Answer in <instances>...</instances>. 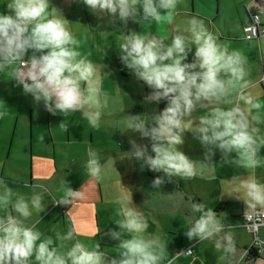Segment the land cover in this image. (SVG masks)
I'll use <instances>...</instances> for the list:
<instances>
[{
  "label": "clouds",
  "instance_id": "obj_1",
  "mask_svg": "<svg viewBox=\"0 0 264 264\" xmlns=\"http://www.w3.org/2000/svg\"><path fill=\"white\" fill-rule=\"evenodd\" d=\"M79 2L93 14H106L110 22L118 20L122 24L138 17L148 23L165 19L171 23L177 7V0ZM50 5L51 0H6L7 11L0 12V73L11 68L12 79L22 91L30 94L35 103L42 102L49 113L68 116L79 112L92 127H99L101 110L109 107L111 99L102 90V69L81 54L68 20L61 12L54 15ZM186 33L175 32L168 44L148 32L129 30L120 37L117 47L121 63L151 89L144 102L166 101L163 110L150 118L127 115L123 121L125 128L147 138L151 154L149 145L130 140L131 150L126 151L124 158L141 161L142 167L163 172L169 179H191L196 175L193 160L177 147L184 142L183 134L190 132L202 146H209L206 159L215 148L222 152L226 163L261 166L264 159H258V153L264 137L257 136L255 123L264 120L259 115L252 118L249 115L259 104L243 91L247 85V57L239 50L229 51L227 46H221L218 36L197 19L190 21ZM25 56L28 58L24 59ZM237 89H240L237 103L233 104L230 97ZM197 109H203V114L194 116ZM4 115L0 111V117ZM231 153L235 156L229 160ZM85 167L91 178L100 179L102 166L96 150H88ZM151 183L153 188H159L164 179L156 176ZM228 195L243 199L253 208L264 206V183L254 178L243 179ZM83 197L81 190L67 187L58 202L68 205ZM43 200L41 193L30 198L17 195L0 178V264H105L99 244L88 246L75 240L79 233L73 230L57 233L54 240L52 236H44L35 225L26 224L33 211L39 214L44 210ZM115 203L123 219L115 221L119 231L109 232L113 239L119 240L118 256L110 264H161L166 242L159 236H145L148 218L131 206L132 191L120 189ZM191 210L199 215L185 231L189 240L211 239L225 232L224 222L211 207L194 203ZM99 231L97 227L92 235ZM122 233H128L129 238L120 239ZM56 240L61 242L59 248ZM70 241L75 242L60 251ZM220 242L217 247L222 246L226 254L235 253L231 233L220 237ZM174 261L175 257L167 260V264Z\"/></svg>",
  "mask_w": 264,
  "mask_h": 264
},
{
  "label": "crops",
  "instance_id": "obj_2",
  "mask_svg": "<svg viewBox=\"0 0 264 264\" xmlns=\"http://www.w3.org/2000/svg\"><path fill=\"white\" fill-rule=\"evenodd\" d=\"M185 1L183 13L174 16L171 23L166 19L148 23L139 17L136 21L129 18L125 33L129 30L148 32L158 35L165 43L177 31L186 34L191 20L201 21L210 32L218 36L221 46H227L229 51L239 50L247 57V85L243 91L260 89L262 94L258 101L260 107L261 103L264 105V0ZM248 10L262 12L260 35L257 39H244V27L249 22ZM3 11H7L6 0H0V12ZM50 11L54 15L61 12L68 20V27L79 41V46L84 39H92V33L88 32L89 37L85 38L81 31L75 29V24L83 19L91 26V16L95 15L79 0H51ZM99 15L103 17L99 22L102 28L96 34L98 40L110 38L118 26L122 30V23L118 20L112 23L106 14ZM115 33L111 36L113 40ZM252 46H255V50L246 51ZM110 58L111 56L103 55L95 63L102 69V90L111 98L109 107L101 110L100 126L95 128L79 112L68 116L49 113L42 102L35 103L30 94L22 91V87L12 79L11 68L0 73V111L5 113L0 117V178L5 179L17 195L30 198L35 193H41L44 196V210L39 214L33 211L26 224L35 225L44 236H52L54 240L57 233L73 230L79 233L75 240L88 246L99 244L100 250L104 252L105 264H110L118 256L119 240L113 239L109 232L119 231L115 221L123 219L119 205L115 203L117 194L113 192L115 189L131 190L134 202L131 206L142 211L148 218L149 227L145 236H159L166 242L165 258L161 264H166L173 257L174 264H264V247L257 251L256 256L248 255L247 250L253 236L243 225L244 214L255 209L264 211V206L253 208L243 199L233 196L226 198L220 193L223 183L228 191L239 186L238 170L218 174L214 163H209L205 157L202 161L207 164L200 165L195 157L197 152L192 148V154L183 152L193 160L196 175L191 179L175 177L178 179L176 191L172 186L171 189L176 195L143 193L142 183L147 181L146 172L150 176H155L156 173L153 174L148 169L144 172L141 161L124 158L126 151L131 150L130 140L141 145L144 143L138 132L130 133L125 128L123 121L127 119V115H134L135 110L142 117L144 98L128 93L131 98L125 100L126 106L123 108L116 91L120 95L123 91H130L125 81L134 75L128 69L118 71L108 63ZM188 59L192 60L191 53ZM111 80L117 83L118 89L110 86ZM140 83L144 85L142 81ZM239 91L237 89L230 97L233 104L237 103ZM156 104L159 105L154 102ZM239 104L243 102L240 101ZM163 108L164 105L160 110ZM89 149L96 150L100 157L102 171L99 180L91 178L85 167ZM56 173L58 174L55 175ZM120 179L121 183H118ZM254 179L264 183L263 168L259 170L258 177L257 172L255 173ZM183 182L186 187L187 184L191 187L188 189L190 194H181L179 188L185 189ZM170 183L174 186L172 179L167 180L164 185ZM67 187L81 190L84 197L73 199L68 205L59 203L58 200L64 197ZM208 192L211 194L209 197L204 194ZM194 203L211 207L224 222L225 232L211 239L189 240L185 231L189 222L199 215L191 210ZM97 227L100 231L93 236ZM226 233H231L234 238L236 250L233 254H226L222 246L217 247L221 243L220 237ZM257 236L264 241V220L258 227ZM126 238H129V234L122 233L120 239ZM74 242H67L60 251H65ZM60 243L56 240L58 248ZM186 248H191V255L184 253Z\"/></svg>",
  "mask_w": 264,
  "mask_h": 264
},
{
  "label": "rangeland",
  "instance_id": "obj_3",
  "mask_svg": "<svg viewBox=\"0 0 264 264\" xmlns=\"http://www.w3.org/2000/svg\"><path fill=\"white\" fill-rule=\"evenodd\" d=\"M179 1L177 0V7L175 9V16L179 15L180 13H183L184 4L186 3L185 0H182V1L179 0ZM177 10H180V11L177 12ZM102 17H103V15L101 16L99 14L98 15H96V14L92 15L91 16V22H90L91 26H90L89 22L85 19L79 21L77 23V25L75 24V29L77 31H81L82 35L85 36V38L89 37L88 32L92 33V35H91L92 39L87 38L81 42V45L79 46V49H81V50H79V51L81 52V54H83V55L85 54L88 57V59L91 60L94 64L97 63L103 55L104 56H107V55L111 56L108 63H110L112 66H114V68H116L118 71H120V70L125 71L126 68L123 66V64L121 63V61L119 59V49L117 46H118L120 37L123 36L125 33V29H126L128 22L126 21L124 24H122V26H123L122 30L119 26L117 27V30L114 31V33L116 32L114 35L115 36L114 40L111 39V36H113V34H114L113 32L111 33L110 38L98 40L96 38V34L102 28L101 23H99V22H101ZM177 18H179V17H177ZM181 19H183V18H181ZM99 24H100V26H99ZM119 32H120V34H119ZM170 32H171V30H170ZM172 35H174V34H172ZM170 42H171V39H169L167 42H165V44H168ZM248 50H250V51L255 50V46H252V47H249L248 49H246V51H248ZM188 61L190 62L191 59H188ZM131 78L129 80L125 81V84H126L127 88L130 89V91L128 90L126 93L123 91V93L121 95L119 94L118 90L116 91V94L118 95L117 99H118V101H121L124 109L126 106L125 100L131 98L128 96V93H131L134 96L139 95V96H141V98L145 99V96L151 91V89H149L146 85L145 86L142 85L140 83L141 81L137 80L136 78L134 79V77H131ZM122 82L124 83V80H122ZM109 84H110V86H112V88L118 89L117 83L114 80H111V82H109ZM139 86L142 88L139 89ZM139 90H141V91H139ZM244 93L246 95L247 94L252 95L254 97L255 102L257 104H259L258 100L261 99V97L259 95L262 94V91L260 89L259 90L255 89V90H251L248 92L244 91ZM144 99H143V102H144ZM263 101H264V99H263ZM159 103H161V101ZM165 106H166V103H165L164 107ZM240 106L244 107L243 104H241ZM160 108L161 107H159V105H157V104L154 105V102H150V103L144 102L143 103L142 117L150 118L149 116H152L154 114L159 113L161 111ZM203 112H204L203 109H197V111L195 113H193V115L199 116L200 114H203ZM134 113L139 114L138 110H135ZM249 115H250V118L259 115L262 118V120H264V105L261 103V107L259 104V108L251 109ZM84 124H86V123H84ZM255 126L258 129L257 136L258 137H264V122L255 123ZM183 136H184V142L181 145H178L177 147L181 151L189 152L190 154H192L191 151L193 148L197 152L195 155V157L197 158V162H199L200 165H201V163H205L204 161H202V159L205 157L206 148L209 146H202L200 144L198 138L194 137L190 132H185L183 134ZM143 143H144V145H149V154H151L149 140L147 138H143ZM234 156H235V153L229 154V160ZM258 159H264V144H262L260 146V151L258 153ZM208 161H210L209 163H211V162L214 163V165L218 171V174H219V172L225 173L228 170H231V171L238 170V173L240 175V179H239L240 181L243 179L255 178L256 172H257V177H258L259 170L261 168L264 169V164H262L259 167L250 168V167H240V166L233 165L231 163H226L222 152L218 149H215V148H213V154L210 156V159H208ZM205 164H207V163H205ZM142 168H144V172H146L147 167L143 166ZM146 173H147V175H146L147 181L143 182V183L141 182L144 194L160 195V196H162V195L168 196V195H172V194H175V195L177 194L174 192V191H176L175 184L178 182L177 178L175 179V177H172L169 179L165 176V174L163 172H152L151 171V173H153V174L156 173L155 176L154 175L150 176V174L148 172H146ZM57 174L58 173H56L55 175H57ZM156 176L162 177L164 179V183H166L167 180H171V179L174 180V186L171 183H170V185H164V183H163L162 186L161 185L159 186V188H151V182ZM148 184H150V185H148ZM183 184H184V182H183ZM171 186H172V188L174 187V189H175L174 191H172ZM184 186H185V189L179 188L181 191V194H184V193L190 194V192H188V191L190 190L189 188H191V187L188 184H187V187L185 184H184ZM217 187H220V185ZM118 191L119 190L115 189L113 193L118 194ZM230 192L231 191H228L227 188L225 187V183H223L222 190L220 191V193L223 194L226 198H228L229 197L228 194ZM204 194H206V196H208V197L211 196V194L209 192L204 193Z\"/></svg>",
  "mask_w": 264,
  "mask_h": 264
},
{
  "label": "built area",
  "instance_id": "obj_4",
  "mask_svg": "<svg viewBox=\"0 0 264 264\" xmlns=\"http://www.w3.org/2000/svg\"><path fill=\"white\" fill-rule=\"evenodd\" d=\"M249 11V10H248ZM261 11H249V22L244 27V39L252 40L257 39L260 35V17ZM243 225L247 228L249 232L252 233L253 240L251 243L252 248L257 251L261 250L264 247V241L257 236L258 227L263 223L264 220V211L263 210H252L243 215ZM184 253L190 255L192 253L191 248H186ZM167 264V263H166Z\"/></svg>",
  "mask_w": 264,
  "mask_h": 264
},
{
  "label": "trees",
  "instance_id": "obj_5",
  "mask_svg": "<svg viewBox=\"0 0 264 264\" xmlns=\"http://www.w3.org/2000/svg\"><path fill=\"white\" fill-rule=\"evenodd\" d=\"M164 100H162L161 101V103H159V107H163V105H165L164 103H166V101H164ZM160 108V109H161ZM223 205H224V202H223ZM219 208H221V206L219 207ZM247 253H248V255H250V256H256L257 255V252H256V250L254 249V248H252V247H249L248 248V250H247ZM188 255V254H187ZM191 255V254H190Z\"/></svg>",
  "mask_w": 264,
  "mask_h": 264
}]
</instances>
